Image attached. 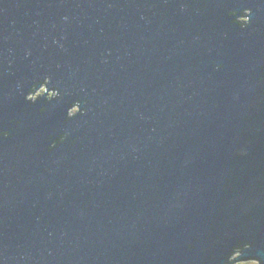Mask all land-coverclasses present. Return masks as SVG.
I'll return each instance as SVG.
<instances>
[{
    "label": "water",
    "instance_id": "95a60500",
    "mask_svg": "<svg viewBox=\"0 0 264 264\" xmlns=\"http://www.w3.org/2000/svg\"><path fill=\"white\" fill-rule=\"evenodd\" d=\"M47 75L63 96L41 112L25 95ZM13 118L0 264H221L242 239L264 260V0H0Z\"/></svg>",
    "mask_w": 264,
    "mask_h": 264
},
{
    "label": "clouds",
    "instance_id": "9594fccd",
    "mask_svg": "<svg viewBox=\"0 0 264 264\" xmlns=\"http://www.w3.org/2000/svg\"><path fill=\"white\" fill-rule=\"evenodd\" d=\"M254 9L252 7L244 8H233L229 11V15L234 17V23L239 25L241 28H247L253 20ZM223 67L222 63H218L216 68L219 70ZM52 76L47 75L41 79L35 80L28 92L25 95V100L36 104L42 98L46 99V103L41 106L40 111L46 112L48 109V104L53 101L62 98L63 93L59 84L51 86ZM89 109L84 106V103L80 99H76L72 102L67 110L66 119L74 120L78 116L85 115ZM14 127L13 128H3L0 129V139H7L17 135L20 128L23 126L22 119L13 118ZM72 133L69 129H65L56 134L52 132L48 136V143L46 145L47 151H54L61 144L67 142L71 137ZM195 246V242L189 244V248ZM254 246V242L247 239L238 240L236 243L232 244L231 247L224 254L221 264H264V260L259 257H245V251Z\"/></svg>",
    "mask_w": 264,
    "mask_h": 264
}]
</instances>
